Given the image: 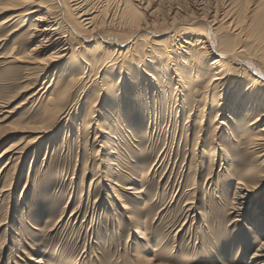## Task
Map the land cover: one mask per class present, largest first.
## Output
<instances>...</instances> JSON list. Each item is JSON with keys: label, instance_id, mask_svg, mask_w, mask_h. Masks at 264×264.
Here are the masks:
<instances>
[{"label": "rangeland", "instance_id": "rangeland-1", "mask_svg": "<svg viewBox=\"0 0 264 264\" xmlns=\"http://www.w3.org/2000/svg\"><path fill=\"white\" fill-rule=\"evenodd\" d=\"M125 1L144 16L134 27L125 17ZM88 5H95V23L124 47L111 53L79 37L86 62L69 58L73 66L94 69L83 79L66 74L69 58L42 76L22 65L15 71L5 58L21 31L0 43V112L7 111L0 115V264H260L253 256L264 223L252 225V211L264 204V183L250 194L246 217L233 207L239 181L262 175L264 157L254 153L257 159L248 163L249 138L232 139V131L241 132L219 97L211 99L218 120L214 114L202 123L210 90L195 71L189 73L191 86H181L177 76L147 86L135 61L149 62L151 50L161 44L174 48L179 68L186 66L182 45L196 36L182 33L176 39L175 31L204 26L195 16L202 12H228L242 25L261 20L264 0H88ZM217 55L214 51L209 62ZM223 65L237 72L240 63ZM120 71L127 73L122 81ZM206 72L207 79L214 73ZM249 80L246 73L240 81ZM229 86L224 97L230 91L232 100L225 102L234 104ZM198 89L203 96L196 97ZM222 89L215 85L212 94ZM222 119L232 130L227 125L219 130ZM263 125L264 120L249 129L256 134ZM243 163L248 166L240 170Z\"/></svg>", "mask_w": 264, "mask_h": 264}, {"label": "bare ground", "instance_id": "bare-ground-1", "mask_svg": "<svg viewBox=\"0 0 264 264\" xmlns=\"http://www.w3.org/2000/svg\"><path fill=\"white\" fill-rule=\"evenodd\" d=\"M53 1L0 0V16L7 15L3 20H0V43L8 42L11 39L9 38L10 36H14L21 31L18 36L19 40L14 42V46L5 58V64L9 65V68H14L15 71H18L20 68L25 67L31 70L29 72L30 75L42 76L62 60L69 58V56L76 55L79 57L81 55L79 49L86 44L79 37L83 38V40L89 39L91 44L100 43L105 48H108L111 53H118L119 49L116 46L124 47L122 46L124 43L117 37L120 42L117 41L115 43L116 38L108 34L103 24L95 23V16H93V7L95 5L89 6L88 0H57V7L53 6ZM67 2L70 3V6ZM125 5L127 6L124 10L125 17L131 21V25L134 27L139 24L140 20L142 21L144 16L134 7L132 1L128 3L125 1ZM174 13L175 16L178 14L177 11H174ZM195 16L202 17L199 20L203 21L204 26L201 28L188 26L184 28L183 32L175 31L173 35L177 39L179 37L176 36H180L182 33H195V39L186 38L184 40V43L188 45L185 47L186 49L182 45L183 52L188 56L186 66L179 68L178 62L180 58L175 57L174 48L170 49L161 44H155L157 45L155 50H151V54L147 58L149 62L144 60L135 61L138 63L137 67H140L139 70H142L143 75L149 79L146 82L147 86L150 85L151 80L154 81L156 79L160 83L161 79H166L172 82L176 76L178 77V82H181V86H191L189 79L193 76H189V73L190 71H195L197 78L204 79L205 89L210 90V93L204 94L205 96L210 94V96L204 104V113L199 116L202 123L205 124L208 118L212 119L214 114L216 115L215 121L218 120L219 111H214L217 103H212L211 99L219 97L221 99L219 106H222L223 109H229V114L231 115H227V117L231 118L233 124L235 123L234 129L241 132L240 135H235V132L232 131V139L238 141L236 137L240 136L239 141H243L241 134H247L245 140L249 138L252 155H248V163L249 160L254 161L257 159L256 156L258 158L264 157V125L256 134L249 129L250 126H255L264 120V110H261L264 108V17L251 23L244 22L242 25L243 20H232L228 12L223 15H218L217 12L214 14L202 12L197 13ZM29 22L31 25L28 24ZM62 23H64L67 30L64 29ZM26 25L29 26L24 29ZM74 37H77V40ZM104 42L108 45H104ZM174 44L176 45L177 43L175 42ZM214 51L218 55L209 62ZM119 52H122V50ZM36 53H44L45 57L37 60ZM164 53L171 57L166 58L163 56L165 55ZM81 61H85V59L82 58ZM111 61L108 60V62ZM224 61H238L240 63L239 70L237 72L232 71L229 66L223 65ZM66 62L69 69L66 74L71 73L72 79L78 74L83 79L87 76L88 70L94 71L90 65L88 70L86 66L83 68L78 65L73 66L74 62L71 61V58L67 59ZM131 65L133 66V64ZM122 67L127 71L131 70L129 65H122ZM188 67H190V70H188ZM103 69H106L105 66L101 70ZM207 69L214 72L208 79L206 78ZM156 70L162 71L158 73ZM152 71L159 77L156 78ZM106 72L105 70L104 73ZM246 73L250 74V80L247 82L240 81ZM123 75L126 78L127 73L120 71L119 80L121 76L123 78ZM215 85L217 87L223 86L225 90L222 89L219 93L212 94V89ZM29 86V84L24 86L22 92H25ZM228 86V90L233 89V98L236 97L234 104L231 103L232 101L229 103L225 102L232 100V97L230 98L228 95L230 91L226 93L227 97H224ZM43 88L45 89V87L41 89ZM240 88L241 90L238 91ZM200 91V89L196 90V97L203 96ZM187 95L189 96V93ZM189 98L190 101L193 99L192 96H189ZM189 98L185 97L184 105L189 103ZM2 111L3 109L0 115L7 112L6 110ZM90 113L93 112L91 111ZM233 116L240 118L233 120ZM219 123V130H222L226 125L228 130H232V123H227L224 119L220 120ZM8 150L4 153H7ZM247 166L245 163L238 165L240 170L246 169ZM261 173L263 174L260 175L259 173L258 176H246L250 183L239 181L242 187H239L234 194L235 204L233 208L243 217L248 215V209L251 207L250 194H253V189L264 183V172ZM259 207L252 211L254 213L252 225L262 227L264 223V204L260 203ZM253 258L255 260L261 259L262 262L260 264H264V238Z\"/></svg>", "mask_w": 264, "mask_h": 264}]
</instances>
